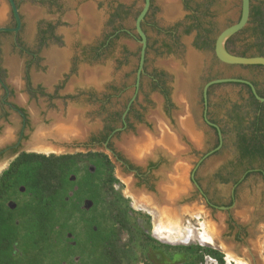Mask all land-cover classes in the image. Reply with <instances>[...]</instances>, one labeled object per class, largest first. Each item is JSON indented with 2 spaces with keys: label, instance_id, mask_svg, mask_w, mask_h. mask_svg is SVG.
<instances>
[{
  "label": "rangeland",
  "instance_id": "rangeland-1",
  "mask_svg": "<svg viewBox=\"0 0 264 264\" xmlns=\"http://www.w3.org/2000/svg\"><path fill=\"white\" fill-rule=\"evenodd\" d=\"M37 1L19 0L24 22L19 40L23 49L20 50L14 45L11 35H0V67L3 80L10 89L6 99L26 111L29 120L24 130L26 140H29L35 128L37 130V126L48 128L63 118L59 117L60 111L58 114L55 111L63 108V102L67 110L77 98L84 99L86 97L84 90L92 88L96 92H102L109 82L118 85L132 82L138 65L139 46L136 41L116 39L110 48L103 49L100 56L95 59L87 58L86 53L90 45L103 39L101 34L105 29V13L109 3L121 2L128 5V16L123 25L130 29L133 28L135 14L143 4V0H57L62 4L60 11L51 8L53 11L50 14L38 12L36 16L27 20L24 10L37 9L38 7L32 4ZM170 1L177 5V12L167 16L164 6L165 2ZM261 2L262 0H250V5H259ZM152 3V13L161 30L176 25L174 30L177 37L171 40L163 31L152 37V33L149 32L152 38L151 45L158 48V51L154 52L153 49L149 51L145 67L147 70L153 68L165 70L166 82L170 85V96L173 90L171 86H174L176 91L180 85L178 76H183L180 87L188 99L190 114L192 119H195L196 131L201 136L199 145L188 139L182 141L185 151L181 158L188 164L185 173L187 187L186 192L181 193L176 200V206L180 207V210L194 206L193 212L199 210L204 213L199 221L184 216L188 221H185L186 224L193 228V236L182 242L167 241L157 236L153 232L152 215L133 204L132 198L126 192L118 166L111 165L105 154L69 155L66 160L57 162L67 166V180L56 202L53 228L47 236L28 232L24 227L20 228L12 244L17 264H91L93 258L99 257H105L107 262L114 264L113 254L110 252L112 249H118L119 253L123 251L125 264H228L225 256L229 251L234 258L241 261V264H248L244 261L243 254L248 256L252 263L264 264V183L261 177L256 173L248 174L234 189L233 197L232 184H221L216 178L220 168L230 166L234 149L226 109L232 104L242 105L243 110L247 109L246 105L244 106L247 90L240 82L218 83L210 91L211 115L221 120L220 123L224 127L223 146L220 152L209 154L197 171V179L209 199L217 206L225 203L230 207L222 210L206 206L194 185L188 181V170L202 154L213 147L215 140L214 131L201 119L202 107L198 90L204 82L212 77H238L250 80L261 87L264 80L263 69L246 65H225L216 58L212 49H207L209 47L196 42L195 28L188 27L189 15L192 14L191 9L196 11L195 15L201 20L202 29L207 30L206 33L215 39L221 29L239 18L241 0H152ZM0 7L4 9L0 25H7L10 21L7 0H0ZM82 8L91 10L89 22L88 18L82 16ZM44 19L53 22L56 37L40 41L38 22ZM248 35L249 32L240 35L238 37L240 40L230 43L229 49L243 50L244 43L251 41ZM163 38L166 42L173 43L172 53H164L161 49ZM243 38L246 40H241ZM48 51H57L62 56L57 72L50 78ZM29 52H36L37 56L33 57ZM85 69L104 74L98 81L101 87L93 88L82 83L80 73ZM24 79H27L33 88L40 85L45 92L57 98L47 101L38 92L28 97ZM145 89L144 87L143 90ZM130 92L131 89H127L123 94L119 91L118 97L111 98L110 106L119 107ZM3 95L4 91L0 87V99ZM141 95L140 93L138 97L139 103L146 106L147 103L142 101ZM151 99L153 102L147 106L150 108L149 112H146L149 114L147 117L157 111V106L161 103V98L156 95L151 96ZM173 100H176L174 95ZM81 106L84 111H93L95 118L93 117L88 125L92 128L100 126V120L95 115L98 105L82 102ZM172 111L175 117L181 112L177 102ZM53 116L56 118L50 119ZM149 123L154 126L150 120ZM136 127L135 133H119L113 137L112 142L114 148L121 150L127 158L141 164L142 161L137 162L121 148L125 138L138 136V129L141 126ZM19 129V116L7 106L0 105V140L10 131L9 143H13ZM149 133L154 134L150 131ZM27 153L35 155L29 158V162L40 166L43 172L56 162L54 158L61 157L54 151ZM178 161L179 158H175L170 165L175 168ZM171 172L173 173L174 169ZM28 202L24 187L19 186L2 199L0 204L15 210L16 219L22 225L26 218L23 210ZM204 219H207L211 226L220 225L218 239L227 245L229 248L227 251L219 245L211 246L197 236L198 224Z\"/></svg>",
  "mask_w": 264,
  "mask_h": 264
},
{
  "label": "flooded vegetation",
  "instance_id": "flooded-vegetation-1",
  "mask_svg": "<svg viewBox=\"0 0 264 264\" xmlns=\"http://www.w3.org/2000/svg\"><path fill=\"white\" fill-rule=\"evenodd\" d=\"M32 1H37V0H32ZM40 1L41 2H39L38 0L36 3H32V4H34V6L40 8L41 10H39L38 8L35 9L34 11L32 8L29 10L28 9L24 10L27 20H30L31 17L36 16L38 12H40L41 14H50L53 11L52 10L53 8L57 9L56 11H60L62 7V4H60L57 0H40ZM15 2H16V6H17V9L20 15V19H21V27L17 33H14L11 31H2L0 32V35L1 34L11 35L14 45L21 50L23 49V47L20 44L19 33L23 28L24 22H23V15L21 13L22 10L20 9L19 0H15ZM9 10H10V21L7 23V25H3V26L14 27L16 25L15 17L10 7H9ZM152 10H153V3L151 0L149 10L141 22V28L146 36V47H145L144 67L140 72L139 78H137V67H136L134 71L133 80L130 84L121 83L120 85H118L116 83L109 82L106 84V87L102 92H96L92 88L84 90L86 91V93L84 94V96L86 97L84 99L77 98L75 101H73L72 104L68 106V109L69 110L78 109V111H80V112L78 111L77 112L79 113L81 120L85 124V127H86L85 133L82 136H75V137L72 136L66 139L65 138L54 139L52 137H48V139H46L48 142L46 143H50L51 146H54L57 149L56 152L59 153L61 158H63L61 159L62 161L66 160L68 158L67 156L69 155L88 156V155H94L97 153L105 154L111 165L118 166L119 172L123 176V179H125L126 177L131 178L132 190L137 189L136 191L138 192L143 191L142 193L157 197L160 195L158 184L162 182L166 183L167 176L169 177L171 175V171L173 170V167L170 165V162H172L174 158L170 154V152H168L164 148L160 149V147L156 146L157 149H159V151L155 147L154 151H152L151 154L148 155L149 157L147 156L142 161V163L139 164L127 158L122 153L121 150L119 151L116 148H114L113 142H112L113 137H115L119 133H123V132L133 133L135 128H137L136 126L138 125L143 127L147 132L150 131V132L155 133V128L154 126L153 127L151 126V124L149 123V120L152 124H154V122L151 120L150 117H147L149 114L146 113V112H149V109H150V108H147L148 104L153 102V100L151 99V96L153 95H156L161 98V103H159V105L157 104L158 105L157 111L155 112H157L165 120L168 127L172 131H175V130L178 131V125H177V122H175L176 117H174L173 111H172V107H174L177 102L176 100H173V95L175 92L174 86L173 87L171 86L173 90H172V96H170L169 94L170 85H168L166 82L167 74L165 70L155 69V68L151 70H147V68L145 67V60L149 54V51L152 49L154 50V52L158 51V48H154L151 45L152 38L149 32H151L152 37H154L156 35H159L161 31H163V33H165V35L168 36L171 40H175L177 37L176 32L174 30L176 25H171L173 28L169 27L168 29L161 30L160 28L161 26L158 24V21L155 19L154 14L152 13ZM139 11H137V13L135 14L134 22H135V18L137 14L139 13ZM191 11H192V14L189 15L190 21H189L188 27L195 28L196 42H199L203 46L209 47L207 49H212L214 53V42H213V47H211V46H208V41H212L215 39H212L208 35V33H206L207 30L205 31L204 29H202V27L200 28L196 27L197 24L201 25V20L199 19V17L195 15L196 11L192 9ZM31 14H33V16H31ZM105 14H106L105 29H104V32H102L101 34L103 39H99V41L96 44L89 46V50L86 53L87 58H94V59L98 58L100 56V52L103 49L110 48L116 39L124 38V39H131L133 41H136V43L139 46L138 55H137L139 59L141 43H140V36L137 33L136 28H135V24H133L132 29L127 28L126 26L123 25V21H125L128 16V5L121 3V2H115L113 4L109 3ZM38 24H39L38 31H39L40 41L41 40L44 41L45 38L52 39L56 37L53 32V22L52 21H47L44 19L42 21H39ZM185 27L187 28V25ZM185 27H184V32H185ZM102 43H104V45H102ZM154 43L156 42L154 41ZM172 44L173 43L166 42L163 38L160 46L164 53L169 54V53H172ZM98 45L99 46L102 45V46L98 50L99 51L98 57H95V53L93 52V49L97 47ZM229 45L225 44V48L227 51L230 50ZM123 47L124 49L123 48L122 49L124 51L125 46ZM197 47L204 48L202 46H197ZM29 54L33 57L37 56L36 52H29ZM225 65H230V64H225ZM2 73L3 72L0 67V77L3 80ZM214 78H218V77H214ZM214 78L212 77L210 79H207L202 85V87L198 90V93L200 96L199 100H200L201 107H202L201 119L204 122V124L210 129H212L215 133V140H214L212 148L218 145V133H217V128L209 124L207 121L217 125V127L219 128L221 132V137H222L221 146L219 147L218 150H216L215 152L211 154L218 153L222 150L223 138H224V127L220 123L221 120L219 121L216 118L212 117L211 111H210V105H211L210 97H209L210 91L212 87L218 83L211 84L207 88L206 115H204L205 105H204V99H203V86L209 80L214 79ZM234 78H238V77H234ZM24 80H25V88H26L28 97H30L31 94L38 92L41 96L46 98L47 101H51L52 99L57 98V97H54L53 94L45 92V89L42 88L40 85H36L33 88L27 79H24ZM137 82H138V85H137ZM252 83L255 89L260 90V91L264 90V80L262 82L261 87L259 85H256L254 82ZM83 84L86 86H90V87L92 86L93 88L95 87L98 88L102 86L100 85V82L97 85L86 84V83H83ZM0 87L4 91V95L0 99V105L7 106L10 110L15 112L20 118V129L18 131V134L16 135V139L12 143V144H16L19 137L21 136L22 128L25 130V127L29 120H28L26 111L24 110L23 107H20L16 103L10 102L6 99V97L10 93V89L8 90V92H6V90L1 84H0ZM144 87L146 88L145 90H143ZM127 89H131V92L130 94L124 97V100H122V102L119 104V107L117 108H113V106L111 107L110 106L111 98L118 97L119 91L123 94V92H125ZM80 91H83V90H80ZM112 92H115V93H112ZM140 93L142 94L141 95L142 101L147 103L146 106H142L140 105L141 103H139L138 97ZM247 97H248V93H247ZM82 102L98 105L95 115H96V118L100 120V126L96 128H92L90 127V125H88V123L91 122V120L94 117L93 111H90V112H88L87 110L84 111V109L81 108ZM11 106L15 107L16 109H12ZM50 107L51 105L49 106V108ZM68 109L66 110V105L63 102V108L61 110L60 109L56 110L55 113L58 114V112L60 111L59 117H63L60 120H64L67 118V115L69 112ZM18 111L22 112V114H20ZM145 116L147 118L146 120H145ZM54 118L56 117L53 116L50 119H54ZM193 120H194L195 127H197L196 126L197 123L195 122V119ZM228 126L232 127V124L231 125L229 124ZM231 135H232V139H234L235 133L233 129L231 130ZM25 137L26 136L22 134L21 140L22 141L26 140ZM68 140L70 141L68 142ZM186 140H187L186 136L181 135V141H186ZM21 145L22 144L19 143L16 147L11 148L8 152L9 153L19 152ZM23 152L24 151H21L19 152V154ZM207 153L208 151L202 154L201 157L194 163L193 167H191L188 170V181L192 185H194V183L197 182L200 189L197 188L195 185L194 187L199 192L201 198L205 201L206 206L217 207V205L211 199H209L206 191L201 188L200 182L197 179V171L199 167L202 165V163L205 161L206 157L208 156L206 155ZM234 155H235V150L233 149V154L231 158L232 163L230 164L229 162L230 166L225 169L220 168L216 173V178H218L219 183L221 184L231 183L232 184L233 186L232 192H231L232 197L234 195V189L239 185V183L242 182V180H244L247 177L246 173L258 174L261 177L262 182L264 183V167L261 166L262 163L260 159L254 161L251 165H246V164H240L237 160V157H234ZM192 173H193V176H192ZM220 206L229 207V205H226L225 203L224 205H220Z\"/></svg>",
  "mask_w": 264,
  "mask_h": 264
},
{
  "label": "trees",
  "instance_id": "trees-1",
  "mask_svg": "<svg viewBox=\"0 0 264 264\" xmlns=\"http://www.w3.org/2000/svg\"><path fill=\"white\" fill-rule=\"evenodd\" d=\"M196 27L200 28L201 25L197 24ZM246 32H249L248 36L251 41L244 43V49L228 51L243 56H264V0L259 5H250L246 26L228 38L225 44L229 45L232 41L240 40L238 37ZM241 40L245 41L246 38ZM213 42L214 40L208 41V46L213 47ZM101 46L98 45L93 49L95 57H98V50ZM246 66L264 70L262 65ZM241 84L245 86L248 93L244 104L247 109L243 110L242 105L237 104H232L226 109L228 124H232L230 128L235 133L231 142L235 150L234 157H237L240 164L246 165H251L260 159L261 166L264 167V101H260L248 85ZM256 92L258 96H264V90L256 89ZM33 156H35L33 153H20L0 174V201L19 186L24 187L29 198V202L23 210L26 218L22 225L16 219L15 210L5 208L0 204V264H17L12 244L18 236L20 228L24 227L28 232H35L41 236L49 234L53 228L55 206L59 193L66 186L67 166L57 163L63 158H54L56 162L43 172L40 166L29 162V158ZM231 163L232 161H230ZM248 174L246 173V175ZM118 251V249L110 251L113 254V263L125 264L123 251L120 253ZM91 264L111 263L107 262L105 257H99L93 258Z\"/></svg>",
  "mask_w": 264,
  "mask_h": 264
},
{
  "label": "bare ground",
  "instance_id": "bare-ground-1",
  "mask_svg": "<svg viewBox=\"0 0 264 264\" xmlns=\"http://www.w3.org/2000/svg\"><path fill=\"white\" fill-rule=\"evenodd\" d=\"M176 6L177 5H175L173 1L168 3L165 2L164 8L167 16H172L177 12ZM81 14L85 19L88 18L87 22H89V19H91L90 17L92 16L91 10L89 8H82ZM3 16L4 9L0 7V21L3 19ZM47 55L51 65L48 77L50 78L57 72L62 56L57 51H48ZM189 58L192 59L191 56ZM80 74L82 83L97 85L99 83L98 81H100L99 78H102L100 76L103 73L100 75L85 69L82 70ZM178 79L179 84L181 85L183 82V76H178ZM180 85H178L177 89L175 88L176 91L174 92V97L178 105L181 107V112L176 116L178 131H172L165 120L157 112H154L151 114L150 118L154 122L155 133L150 134L144 128L139 127L138 136H129L125 138L121 143V148L130 157L137 160V162L143 161L152 151H154L156 146L160 147V149H166L174 159L179 158V161L174 166L175 168H173L174 172H171L169 177L167 176L166 183H159L158 189L160 195L157 197L142 193L143 191L138 192L136 191L137 189L132 190L130 177H126L124 182L126 184V192L129 193L132 198L133 204L137 208L143 209L152 215L153 232L167 241L182 242L193 236V228L186 224L185 221L187 220L184 219V216L187 215L188 217L199 221L204 213L199 210L193 212L192 209L195 208L194 206H189L187 209L182 208V210H180V207L176 206L177 198L180 197L181 193L186 192L187 187L185 184V173L188 164L185 159L181 158V155L185 151L184 144L181 141V135H185L188 140L196 145H199L201 142V136L197 133L194 121L190 114L188 99ZM68 111L66 119L58 120V122L51 127L46 128V126H37V130L34 127L35 131L31 134L32 141L29 144V147L38 151L56 152L57 150L54 146H51L50 143H46L44 139L48 137L66 139L72 136H82L85 133L86 127L78 113L80 111H78V109H68ZM9 137L10 131H8L7 135L0 141L8 139ZM157 150L159 151V149ZM2 167H4V164L0 166V170ZM198 225L199 232H197V236L202 241L211 246L219 245L224 251L229 249L227 248V245L223 244L220 239H218V234L220 232L219 224L211 226L207 219H204L200 221ZM229 252H227L225 256L226 263L230 264L234 262L236 264H241V261L234 258Z\"/></svg>",
  "mask_w": 264,
  "mask_h": 264
},
{
  "label": "water",
  "instance_id": "water-1",
  "mask_svg": "<svg viewBox=\"0 0 264 264\" xmlns=\"http://www.w3.org/2000/svg\"><path fill=\"white\" fill-rule=\"evenodd\" d=\"M7 2H8V5L13 12L14 17H15L16 25L14 27H6L3 25H0V32L11 31V32L17 33L21 27V19H20V15H19V12H18V9L16 6V2H15V0H7ZM150 2H151V0H143L142 7H141L139 13L137 14V16L135 18V22H134L136 31L140 36V43H141L140 55H139L138 65H137V78H139L140 72L144 67L145 47H146V36H145V33L143 32V30L141 28V22L149 10ZM249 13H250V0H241L240 16L237 19V21L227 25L226 27L221 29L219 31V33L216 35L215 40H214V54L220 62L225 63V64H230V65H262L264 67V56H262V55H253V56L237 55V54H233V53L227 51L225 48V43H226L227 39L230 38L232 35H234L235 33H237L238 31H240L242 28H244L246 26L248 19H249ZM224 82L245 83L251 88V91L253 92V94L260 101L264 100V96L263 97L258 96L253 83L250 82L249 80H246L243 78H234V77L214 78V79L209 80L203 86V99H204V105H205L204 115H206V105H207L206 91H207L208 86H210L211 84L224 83ZM0 84L4 87L6 92H8L9 88H8L7 84L1 79V77H0ZM137 85H138V82H137ZM11 107H12V109H16L13 106H11ZM18 112L20 114H22V112H20V111H18ZM207 122L209 124H211L212 126L216 127L217 133H218V145H216L214 148H212L210 151H208V153L206 155H209V154H211V153H213L219 149V147L221 146V143H222V137H221V132H220L219 128L217 127V125H215L209 121H207ZM24 132L25 131L22 128L21 136H22V134H24ZM21 136L19 137L16 144L9 143L11 141V138L0 141V166L4 164V167L1 168L0 173H1V171H3L7 167L8 163L10 161H12L15 157L18 156L19 152H21V151L37 152V153L50 152V151H41V150L38 151L35 149H31L29 147V144L32 141V136L29 137V140H23V141L21 140ZM46 139H48V138H46ZM46 139H44L45 142H48ZM54 139H56V138H54ZM19 143L22 144L20 149H19V152H16V153H9L8 152L11 148L16 147ZM192 176H193V173H192ZM194 185L197 188H199V185L197 184V182H195ZM229 207L217 206V208L222 209V210H225ZM243 256L245 257L244 261H246L248 264H256V263H252L248 256H246L244 254H243Z\"/></svg>",
  "mask_w": 264,
  "mask_h": 264
}]
</instances>
